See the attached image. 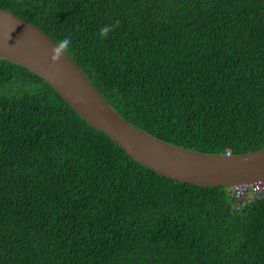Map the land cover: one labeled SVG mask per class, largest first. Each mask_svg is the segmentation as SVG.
Here are the masks:
<instances>
[{
    "label": "trees",
    "instance_id": "obj_1",
    "mask_svg": "<svg viewBox=\"0 0 264 264\" xmlns=\"http://www.w3.org/2000/svg\"><path fill=\"white\" fill-rule=\"evenodd\" d=\"M0 8L58 45L70 37L63 50L135 127L205 153L264 148V0ZM233 203L227 188L145 168L45 80L0 58V264H264V199Z\"/></svg>",
    "mask_w": 264,
    "mask_h": 264
},
{
    "label": "water",
    "instance_id": "obj_2",
    "mask_svg": "<svg viewBox=\"0 0 264 264\" xmlns=\"http://www.w3.org/2000/svg\"><path fill=\"white\" fill-rule=\"evenodd\" d=\"M0 58L45 80L82 119L159 175L201 187L264 181V148L227 156L170 144L126 122L73 59L32 23L0 8Z\"/></svg>",
    "mask_w": 264,
    "mask_h": 264
},
{
    "label": "built area",
    "instance_id": "obj_3",
    "mask_svg": "<svg viewBox=\"0 0 264 264\" xmlns=\"http://www.w3.org/2000/svg\"><path fill=\"white\" fill-rule=\"evenodd\" d=\"M229 155V153H228ZM249 190L253 191L255 198L264 197V181L257 182L253 185H239L232 189V192L237 200L236 208L241 209L246 203H248L251 198H246Z\"/></svg>",
    "mask_w": 264,
    "mask_h": 264
},
{
    "label": "clouds",
    "instance_id": "obj_4",
    "mask_svg": "<svg viewBox=\"0 0 264 264\" xmlns=\"http://www.w3.org/2000/svg\"><path fill=\"white\" fill-rule=\"evenodd\" d=\"M119 22L117 21V24H118ZM115 28V25H106V26H104V27H102L101 29H100V35H101V37H103V38H106L107 36H108V34H109V32L110 31H112L113 29ZM71 45H72V40H71V38L70 37H64L62 40H61V42L59 43V45H58V48L59 49H67V48H70L71 47ZM106 100V99H105ZM110 105V104H109ZM71 107V106H70ZM112 107V106H111ZM72 108V107H71ZM74 110V109H73ZM75 111V110H74ZM76 112V111H75ZM119 114V113H118ZM120 115V114H119ZM80 116V115H79ZM121 116V115H120ZM122 117V116H121ZM82 118V117H81ZM84 120V119H83ZM125 120V119H124ZM85 121V120H84ZM126 121V120H125ZM86 122V121H85ZM127 122V121H126ZM129 123V122H128ZM130 124V123H129ZM130 125H132V124H130ZM132 126H134V125H132ZM135 127V126H134ZM137 128V127H136ZM139 129V128H138ZM141 130V129H140ZM143 131V130H142ZM145 132V131H144ZM147 133V132H146ZM149 134V133H148ZM149 135H151V134H149ZM151 136H153V135H151ZM153 137H155V136H153ZM157 138V137H156ZM159 139V138H158ZM117 144V143H116ZM118 145V144H117ZM228 153H229V155H228ZM224 155H227V156H231V153L228 151L226 154H224ZM137 162V161H136ZM140 164V163H139ZM142 165V164H141ZM143 166V165H142ZM145 167V166H144ZM145 168H147V167H145ZM147 169H149V168H147ZM149 170H151V169H149ZM153 171V170H152ZM155 172V171H154ZM156 173V172H155ZM158 174V173H157ZM259 182H261V181H259ZM255 183H257V182H255ZM254 183V184H255ZM253 185V184H252ZM248 186H250V185H248ZM236 187V186H235ZM234 187H227V189H229V191L232 193V195H233V199H234V203H233V209L235 210V211H241L246 205H248V203H250L251 201H253L254 199L255 200H261V199H264V197H262V198H255L254 197V194H253V196L251 197V200L248 202V203H246L241 209H237L236 208V204H237V200L235 199V196H234V194H233V192H232V189H233ZM248 194V193H247ZM246 198H248L247 196H246Z\"/></svg>",
    "mask_w": 264,
    "mask_h": 264
},
{
    "label": "rangeland",
    "instance_id": "obj_5",
    "mask_svg": "<svg viewBox=\"0 0 264 264\" xmlns=\"http://www.w3.org/2000/svg\"><path fill=\"white\" fill-rule=\"evenodd\" d=\"M253 196V191L252 190H249L248 191V194H247V197L248 198H251Z\"/></svg>",
    "mask_w": 264,
    "mask_h": 264
}]
</instances>
